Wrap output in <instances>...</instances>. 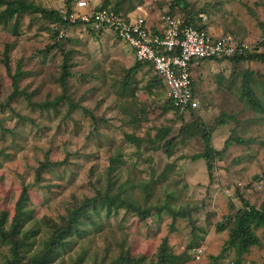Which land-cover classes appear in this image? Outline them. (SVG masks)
I'll return each mask as SVG.
<instances>
[{
  "label": "rangeland",
  "instance_id": "rangeland-1",
  "mask_svg": "<svg viewBox=\"0 0 264 264\" xmlns=\"http://www.w3.org/2000/svg\"><path fill=\"white\" fill-rule=\"evenodd\" d=\"M28 1L67 11L66 0ZM79 1H72V12L78 11ZM86 1L91 8L107 0ZM109 1L121 2L133 15L142 5L153 26L165 12H186L177 0ZM188 3L198 24L218 34L235 33L257 45L259 53L264 51L260 44L264 40V0ZM57 29L38 13L15 16L0 26V215H5L8 227L26 186L24 227L37 236L24 252L23 264L42 246L48 222L58 221L68 208L93 195L96 187L104 188L110 158L118 154L121 161L111 179L124 194L150 209L147 216L141 219L124 208L109 218L104 212L96 215L100 225L87 226V237H75L54 264H73L83 249L90 256H103L108 250L110 258L123 244L135 255L150 258L165 238L174 253L189 255L184 264L240 263L233 250L221 251L243 205L242 195L257 206L264 202V60H207L195 67L199 121L185 134L182 127L192 116L184 121L181 114L164 109L168 92L150 85L155 74L150 65L129 73L137 62L135 53L112 31L98 35L84 25H70L60 30V41L55 43ZM8 44L12 74L21 66L19 87L30 97L23 93L11 97L13 80L4 59ZM47 45L53 48L44 52ZM66 53L72 76L64 92L60 77ZM246 80L262 109L250 105L243 94ZM223 114L227 121L217 127ZM201 122L215 125L212 144L225 149L222 158L216 157L212 177L203 158L192 159L205 149ZM168 128L163 131L166 138L157 140L155 136ZM127 133L141 137V146L130 142ZM230 136L241 137L243 142L225 147ZM173 137L176 140L168 154L166 148ZM45 161L62 164L45 168L37 179V169ZM171 209L184 210L188 216L174 218ZM257 234L261 243L251 246L240 264H264V229L258 228ZM197 246L201 247L193 252ZM9 251V245L0 243V259Z\"/></svg>",
  "mask_w": 264,
  "mask_h": 264
},
{
  "label": "trees",
  "instance_id": "trees-1",
  "mask_svg": "<svg viewBox=\"0 0 264 264\" xmlns=\"http://www.w3.org/2000/svg\"><path fill=\"white\" fill-rule=\"evenodd\" d=\"M72 1L73 0H66L67 11L66 13H63L59 9H48L44 6L36 5L34 2L28 0H0V26L8 25L15 16L21 17L25 13H38L42 18L57 26L58 29L54 31L53 37L55 39H59L61 29L70 25L80 24V21H71ZM108 1L109 0L104 1L102 5H98L95 8L101 9L111 7L123 14H130V12L124 9L121 2L112 3ZM177 1L180 6L186 9L184 14L185 19L199 28L207 27V25L204 23H197V18L194 14V11L188 9V0ZM91 32L101 35V32ZM59 41L60 39L55 43ZM260 44L264 45V40ZM52 46L53 45H47L44 52L49 51L51 48H53ZM257 50L258 49L255 51H247L242 54L205 58L202 61L230 60L232 62L240 63L249 59L264 60V51L259 53ZM9 52L10 45L8 44L5 46L4 59L7 66V72L11 74V78L13 80V91L11 93V97L22 93L27 97H30V94L19 87V78L23 71L21 66H19L15 73L12 74V69L9 64ZM69 60L70 56L68 53H66L62 64V74L60 77V82L63 86L64 92L67 91L68 78L72 76ZM144 65H150V67L154 69V67L149 63H141L137 61L135 65L129 69V73L138 71ZM250 84L251 83L246 80L243 85V94L246 96L250 105L262 109V102L256 96L254 89ZM150 85L152 87L158 85L166 89V83L164 82V79L156 71L153 78L150 80ZM199 108L200 107L191 109L189 112H181L178 108L174 107L172 101L168 99L167 107L164 109H170L181 114V119L184 121L186 120L187 115L192 116L193 119L188 123L186 122L187 124L182 127L183 133L186 134L192 125L198 124L199 114L197 112ZM226 117L227 115L225 114L221 115V117L217 119V123H215V125L219 127L223 123H226ZM199 125L202 127V130L200 131L205 141V149L203 152L193 155L192 159L196 160L203 158L206 161L208 173L210 177H212L216 166V157L219 156V158H222V154L225 149H217L212 144V132L215 128V125L208 126V124L202 122L199 123ZM169 130L170 128L162 129L161 133L155 137L157 140H164L166 138V133L163 134V131L168 132ZM126 138L130 142L137 144V146H141V137H138L133 133H127ZM175 140L176 137H173L169 141L166 148L168 154L171 153V148L173 147ZM234 141L243 142L241 137L235 139V137L230 136L225 141V147L230 146ZM119 161H121L119 154L110 158L107 176L108 180L104 188L96 187L95 193L93 195L85 196L80 200V202H77L72 207L68 208L67 213L61 216L58 221H50L47 223L48 229L46 231V237L43 240L42 246L37 247V249L28 256L25 264H54V261H56L58 256H61V252L69 248L71 244L73 245L75 237H78L80 240L87 237V226L97 227L100 225L98 222L99 220H95V217L102 212H104V217L109 218L113 214L117 215L119 210L124 208L136 212L141 217V219H145L147 212H149L150 209L131 199L128 194H124V190H119V186H116V181L111 179ZM55 163L62 164V162H42L37 169V179L42 178V172L45 170V168L51 167ZM257 178L259 179V176H255V179ZM28 193V188L25 186L18 202L16 203L15 214L12 217V221L8 227L5 215H0V243L7 244L10 248L9 255L3 254V258L0 259V264H23V258L26 256L24 252L34 245L32 237L37 236V234L24 227V219L27 214L26 203L28 200ZM241 201L243 205L237 210L236 218L230 227L229 238L221 251V253H225L228 250H233L235 252V259L240 263L244 258V254L250 251L251 246L261 243V238L257 234V229L260 227L264 229V202L261 204V206L254 205L251 204L243 195L241 197ZM171 213L173 214L174 218L178 216H188V213L184 210L171 209ZM223 227L224 226L222 225L221 228ZM199 247L201 246L194 247L193 252H196L197 248ZM108 256V250L103 256H98L97 254L95 256H90L89 250L83 249L78 254L73 264H184L190 259L189 255L187 254L180 255L174 253L166 238L160 244L158 251L153 255V257L150 258H147L144 255H135L132 253L130 248H124V244L117 255L110 258H108ZM87 259L90 261L87 262ZM253 263L258 264L256 262Z\"/></svg>",
  "mask_w": 264,
  "mask_h": 264
},
{
  "label": "built area",
  "instance_id": "built-area-1",
  "mask_svg": "<svg viewBox=\"0 0 264 264\" xmlns=\"http://www.w3.org/2000/svg\"><path fill=\"white\" fill-rule=\"evenodd\" d=\"M147 16L142 5L134 15H126L111 7L90 8L86 0H80L78 11L71 13V21H80V25L94 32L110 30L129 45L137 61L151 64L164 79L169 99L181 112L199 107L193 71L203 59L257 49V45L235 33L215 34L195 26L178 13H163L156 26L150 25Z\"/></svg>",
  "mask_w": 264,
  "mask_h": 264
},
{
  "label": "crops",
  "instance_id": "crops-1",
  "mask_svg": "<svg viewBox=\"0 0 264 264\" xmlns=\"http://www.w3.org/2000/svg\"><path fill=\"white\" fill-rule=\"evenodd\" d=\"M206 29H209V28L206 27ZM209 31L214 32L215 34L221 33L220 31H217V30H214V29H212V30L210 29Z\"/></svg>",
  "mask_w": 264,
  "mask_h": 264
}]
</instances>
